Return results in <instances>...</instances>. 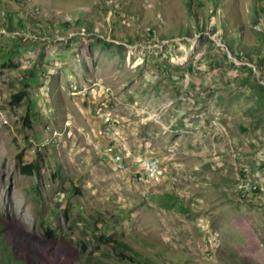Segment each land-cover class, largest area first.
<instances>
[{
    "label": "rangeland",
    "instance_id": "374dc122",
    "mask_svg": "<svg viewBox=\"0 0 264 264\" xmlns=\"http://www.w3.org/2000/svg\"><path fill=\"white\" fill-rule=\"evenodd\" d=\"M258 85L264 0H0V263L264 264Z\"/></svg>",
    "mask_w": 264,
    "mask_h": 264
},
{
    "label": "trees",
    "instance_id": "16d2710c",
    "mask_svg": "<svg viewBox=\"0 0 264 264\" xmlns=\"http://www.w3.org/2000/svg\"><path fill=\"white\" fill-rule=\"evenodd\" d=\"M12 14L8 13V17L10 19ZM9 29L12 30L13 27L9 26ZM245 70H250L252 71V68H250L249 66H245L244 67ZM36 78V73L34 70L32 71H28L26 70L25 74H24V82L26 86H29L31 83L34 82ZM253 89L257 90L258 93L261 95V97L264 96V86L263 85H258V86H254ZM257 93V94H258ZM26 95V93H22V94H16L14 95V99L15 100H22L23 97ZM19 167H20V171L23 174H27V175H33L36 172H39L40 167H39V162L38 159L34 160L31 163H24L22 160H20L19 162ZM0 234H1V228H0ZM46 237L51 239L54 235V232L52 231V229L47 228L45 231ZM113 242L114 243V247L116 248V250L118 251L119 255L121 256H128L131 260H134L136 262V264H154L150 261V259H139L136 257L137 252L135 250V248H133L132 246H130L129 244H127L126 242L122 241V240H113L111 238L108 239V242ZM42 251H35L32 254L35 256V259L37 261H39L42 264H46V261L49 259V256L46 252H42ZM66 258H70L69 255H66ZM67 259V260H68ZM1 264V263H0ZM13 264H29V258H26L25 260H14Z\"/></svg>",
    "mask_w": 264,
    "mask_h": 264
},
{
    "label": "built area",
    "instance_id": "2783aa9c",
    "mask_svg": "<svg viewBox=\"0 0 264 264\" xmlns=\"http://www.w3.org/2000/svg\"><path fill=\"white\" fill-rule=\"evenodd\" d=\"M110 157H111L113 162L114 161H122V163L125 167V170H131V167L128 166L124 162L123 159H120V157L115 152H113L110 155ZM164 173H165V171H164L163 166H162V160L159 157H157L156 155L145 156L144 158H140V169L136 171V175L140 176L139 178L142 182H144V184H145L146 179L158 177ZM244 187L247 189L246 186H244ZM247 191H249V190H246L245 193Z\"/></svg>",
    "mask_w": 264,
    "mask_h": 264
},
{
    "label": "bare ground",
    "instance_id": "6f19581e",
    "mask_svg": "<svg viewBox=\"0 0 264 264\" xmlns=\"http://www.w3.org/2000/svg\"><path fill=\"white\" fill-rule=\"evenodd\" d=\"M35 12L39 13V8H35ZM35 12L33 11L32 14H35Z\"/></svg>",
    "mask_w": 264,
    "mask_h": 264
}]
</instances>
